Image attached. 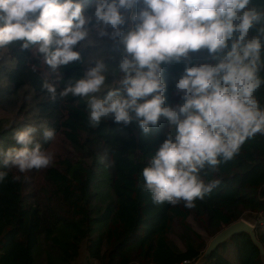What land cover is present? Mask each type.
<instances>
[{
	"label": "trees",
	"instance_id": "trees-1",
	"mask_svg": "<svg viewBox=\"0 0 264 264\" xmlns=\"http://www.w3.org/2000/svg\"><path fill=\"white\" fill-rule=\"evenodd\" d=\"M256 2L264 5V0ZM84 3L85 14L92 16L90 35L75 46L80 58L60 67L61 87L83 77L97 58L103 60L110 83L126 55L119 40L98 35L96 0ZM89 39L95 43H87ZM21 44H11L0 60V147H20L13 133L32 125L38 128L42 148L55 156L49 167L27 173L4 166L0 158V171L7 173L0 181V264H76L83 245L91 264H194L224 227L246 213L264 210V134L248 138L231 160L201 171L206 183H217L195 207L156 204L144 188L142 170L172 130L169 121L161 117L148 133L138 120L124 125L109 118L91 127L83 98L49 99L42 84L45 79L59 83L57 74L48 66L33 71L40 64L33 55L35 46L22 49ZM219 55L203 48L180 61L162 63L164 106L184 102L175 85L186 66L215 64ZM107 91L98 95L103 98ZM257 97L264 106V88ZM41 124L55 130L53 140L43 139ZM17 175L18 181L13 179ZM256 231L264 244V225ZM204 264L264 261L243 232L219 245Z\"/></svg>",
	"mask_w": 264,
	"mask_h": 264
},
{
	"label": "clouds",
	"instance_id": "clouds-1",
	"mask_svg": "<svg viewBox=\"0 0 264 264\" xmlns=\"http://www.w3.org/2000/svg\"><path fill=\"white\" fill-rule=\"evenodd\" d=\"M137 5H142L138 11ZM85 7L84 0H0V60L14 42H22V49L35 46L40 64L33 71L48 66L59 81L44 80L49 99L83 98L93 128L109 118L124 125L138 120L148 133L161 117L167 119L172 130L142 170L144 188L156 204L195 207L217 183H206L201 171L231 160L248 138L264 134V106L257 97L264 88V5L256 0H96L98 35L119 40L126 55L110 83L97 58L83 77L61 87L60 67L80 58L75 46L90 35L92 16ZM203 48L220 53L217 62L186 66L175 85L184 102L164 106L162 63ZM40 128L44 140L54 139V129ZM37 130L32 125L16 130L12 138L20 147H0L4 166L27 173L54 162L55 153L42 148ZM6 176L0 171V181Z\"/></svg>",
	"mask_w": 264,
	"mask_h": 264
},
{
	"label": "water",
	"instance_id": "water-1",
	"mask_svg": "<svg viewBox=\"0 0 264 264\" xmlns=\"http://www.w3.org/2000/svg\"><path fill=\"white\" fill-rule=\"evenodd\" d=\"M256 228L257 226L254 223L248 221L244 217L232 222L209 240L205 251L194 264H204L219 245L227 242L235 234L243 232L249 234L254 243L259 247L262 260L264 261V244L258 238Z\"/></svg>",
	"mask_w": 264,
	"mask_h": 264
},
{
	"label": "rangeland",
	"instance_id": "rangeland-1",
	"mask_svg": "<svg viewBox=\"0 0 264 264\" xmlns=\"http://www.w3.org/2000/svg\"><path fill=\"white\" fill-rule=\"evenodd\" d=\"M245 219H247L248 221L255 223L258 219L256 212H252L250 214L246 213V217ZM192 223L194 224V226L197 229H200L201 232H204V230L202 229L201 226H199L196 221H192ZM264 225V224H263ZM211 239V238H210ZM209 239V240H210ZM232 249H234V246H230ZM81 256L79 257V259L77 260V264H91L90 261L88 260V256H87V251H86V247L85 245H83L82 249H81Z\"/></svg>",
	"mask_w": 264,
	"mask_h": 264
},
{
	"label": "built area",
	"instance_id": "built-area-1",
	"mask_svg": "<svg viewBox=\"0 0 264 264\" xmlns=\"http://www.w3.org/2000/svg\"><path fill=\"white\" fill-rule=\"evenodd\" d=\"M150 98L151 97H148V99ZM255 212L257 214L258 219L254 224L258 227L260 224H264V210L255 211Z\"/></svg>",
	"mask_w": 264,
	"mask_h": 264
}]
</instances>
